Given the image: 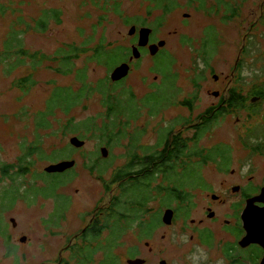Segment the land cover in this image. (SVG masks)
Returning a JSON list of instances; mask_svg holds the SVG:
<instances>
[{"label":"rangeland","instance_id":"374dc122","mask_svg":"<svg viewBox=\"0 0 264 264\" xmlns=\"http://www.w3.org/2000/svg\"><path fill=\"white\" fill-rule=\"evenodd\" d=\"M254 1L258 3L261 0ZM2 6L5 12L0 13V49L14 20L22 17L30 21L38 17L46 8L60 9L61 23L52 20L50 29L46 32L30 30L24 36V43L32 50H39L50 56L64 43H81L88 39H90L89 42L91 41V46L103 42L130 47L133 42L132 35L129 33L130 28L134 26L132 23L151 27L153 29L151 39H165L167 41L165 49L170 55L161 51L156 57H151L147 52L141 59L136 60L135 71L124 80L123 85L128 87V90L124 91L123 97L127 98L128 91L131 90L137 95L136 100L150 102L153 98L150 93L155 92V95H160L159 98L166 103L162 106L160 113L155 115L148 114L151 104L141 110L142 114H124L127 119L136 118L133 121L130 120L128 128L124 126V131L130 130L138 138L136 151L139 155L143 154L140 147L157 144L162 129L168 127L170 123L176 124L186 120L189 126L181 133V138L188 143H181V149L188 152L189 156L186 160L190 162V166L192 162L195 163L190 169L196 172V176L188 179L186 184L206 186L200 172L203 166L202 161L207 160H199L192 149L208 153L211 148L227 149L228 145L232 148L230 151L234 162L242 163L243 166L251 163L252 168L256 170L255 180L260 182L254 183L253 186L257 191L259 190V184L264 182V156L261 154L248 156L246 149L238 142L237 129L242 124V118L245 120L244 113L239 119L236 114L226 113V116L212 120L201 137L197 131L198 124L204 120L200 119V115L215 103V97L208 91L209 88H214L213 78L208 72L210 78L204 79L203 68L200 67L202 61L198 52L199 38H201L204 24L208 22L218 24L215 17L206 18L202 14L197 1L176 0V3L166 12L147 0H122L120 5L122 13H116L111 5H108V9L105 10L103 0L99 4L91 0H0V8ZM250 8L256 7L250 4ZM185 13L187 17H184ZM125 19H128L131 24H127ZM237 25L238 28H235ZM240 26L236 22H231L228 26L220 28L227 39L222 40L217 34L215 35V46L210 48L212 59L208 71L216 68L223 74L228 72L240 46L241 35L245 33L244 30H240ZM212 33L214 35V32ZM183 37L186 39L184 40ZM243 44L249 46V51L251 50L259 58L258 51L262 49V45L264 46V30L262 35L256 34L253 43L247 40ZM216 46H222L218 53H216ZM86 57L87 55H83L77 61V66H83ZM162 59H165V64L163 67H158V70L162 73L164 80L152 87L150 84L157 73L151 66L152 61L158 63ZM171 61L172 65L168 64ZM259 61L261 65L264 63L260 59ZM28 65L8 72L5 63H0V264L74 263L76 253L73 254L71 245L77 241L83 243V240L80 241L78 238L80 230L88 224L90 218L98 217L97 208L107 206L110 197L120 190L116 187L117 183L111 185L113 188L111 190L107 187L110 182L106 183V181H109L113 169L124 166L129 161L127 147L130 138H123L120 145L110 149L104 144V140L102 142L103 137L99 135L101 132L92 130L82 139L85 141L82 147L72 148L70 139L76 134L64 131L70 115H74L76 119L95 118L99 125L105 119V107L101 104L98 94H94L87 100L84 99L81 104L79 103L71 110L70 114L57 109L54 115L48 116L51 124L40 127L39 119L42 115L38 116V112L46 111V101L52 87L55 85L76 87L79 83L74 74L56 73L52 68L43 66L33 72L34 76L29 73L32 82L33 78L36 79V84L31 90L25 92L13 86V82L15 76L28 73L30 70ZM87 67L91 81L110 76L111 71L103 65L94 62ZM250 78L255 81L257 87L264 86V72L258 67L254 68ZM124 86L119 87L118 90L124 89ZM187 99H194L190 106L184 104V100ZM262 104L261 109L259 108L260 114H264V103ZM44 114H48L47 111ZM123 122L126 121L122 119L119 125L122 126ZM261 126L255 128V136L264 134V122ZM243 136H246V133ZM38 142L45 153L28 157L32 160L28 173L16 174V170L12 168L9 174H4L2 169L4 164H20L25 160L23 157L26 153L25 147L36 146ZM102 147L108 148L107 155L102 153ZM61 148H67V150L60 156H66L70 151L69 157L58 156L57 161L46 158L52 151ZM183 151L180 152L184 153ZM183 156L186 158V154ZM211 157L208 156V158ZM90 158H98L104 166H110L107 173L103 174L104 177L100 178L97 173L91 172L89 167L92 159ZM63 159H75L74 169L60 172L61 174L48 175L45 168ZM221 165L225 167L226 162L221 161ZM204 171L212 184L218 187V183L223 180V175H216L209 168ZM210 175L214 178H210ZM158 177L156 184L166 183L163 180L164 176ZM33 182H37L35 185L37 188L34 190L36 193L28 190L26 196L18 197L15 204L9 206L15 195L12 188L19 186L25 190ZM56 184L61 185L55 188ZM4 192L7 193L4 194ZM172 206L176 205L172 203ZM149 207L153 208L154 212L160 210L159 200L151 201ZM254 214L251 213L250 217ZM11 218L15 219L16 225H13ZM157 221L156 218V224ZM163 224H158L153 231L155 233L146 238L139 237L137 227L128 230L122 236L121 242L117 243L119 246L116 248V253L121 257V262L128 264V258H132L129 255L137 254H129L131 247L137 248L138 255L135 257L145 259L144 264H160L162 258L170 260L175 257L181 248L173 245L170 239L169 241L163 239L162 235L165 232L168 235L171 232L170 229L167 230L166 225L161 226ZM23 236L26 237L25 241L21 240ZM169 245V251L159 253L160 249L164 246L169 248ZM60 258L61 261L58 262ZM102 258L103 253L99 251L95 254L94 264H98Z\"/></svg>","mask_w":264,"mask_h":264},{"label":"trees","instance_id":"16d2710c","mask_svg":"<svg viewBox=\"0 0 264 264\" xmlns=\"http://www.w3.org/2000/svg\"><path fill=\"white\" fill-rule=\"evenodd\" d=\"M92 2L99 4L101 0H91ZM105 4V10L108 9V5L113 7L116 13H122L120 11V5L122 0H103ZM153 2L156 6L163 8L166 12L171 8L176 0H147ZM193 2V0H190ZM198 2L204 0H195ZM200 8V6H198ZM5 9L2 6L0 8V13H4ZM61 10L57 8H46L43 9L38 17L32 18L30 21L25 20L22 17L17 18L13 21V25L10 27L7 36L4 38L2 43V49H0V63H5L8 72L18 69L20 66L28 65L30 70L26 74L21 76H15L13 86H16L25 92H28L35 86V78L33 82L29 77V73L33 74L36 70H39L43 66L52 68L54 72L61 73L64 75L74 74L76 81L79 83L78 86L73 87L72 85H55L50 90V96L46 101V111L38 112L39 126L47 127L51 123L48 121L49 115H54L57 109L63 111V113L70 114L71 110L81 104L84 99L91 98L94 94L100 96L101 104L105 107V119L100 125L95 120V118L89 117L86 119H76L74 115H70L65 124L64 131H70L76 134L75 136L81 139L85 138V135L95 130V132L100 131L101 137H103L104 144L110 149L117 145L123 138L129 137L130 139L127 150L130 155L129 161L124 166H119L111 171V177L109 179L110 185L107 187L111 190V185L117 183V189H120L118 193L113 195L111 203L109 206L98 208V217L92 221L87 227L82 229L78 234L80 241L83 243L75 242L71 245L73 254L76 253V258L74 263L69 264H94L95 254L99 251L103 253V258L98 261V264H123L121 262V257L116 253V248L119 246L117 243L121 240L122 236L130 229L137 227L139 237L146 238L151 236L154 229H156L157 224L156 218L159 222V216L163 214L165 207L172 206L174 203L175 208L183 207V200L180 195L182 187H184V182L182 181L183 172L179 173L176 169V165L173 157H176L183 151L180 146L181 143L173 142L175 149L173 148L171 153L169 150V135L173 131V123H170L168 127L161 130V135H159L158 143L154 146H141L140 149L143 153L141 156L136 151L137 137H135L130 130L124 131V126L128 128L130 120L136 118H125L124 114H142V109L146 108L147 105L151 104V110H148V114H158L162 109V106L166 103L163 102L159 97L160 95H155V92L150 94L153 96L152 100H136V95L130 91L129 96L124 98V91L128 90V87L123 85L125 79L119 81L112 80L111 76L102 77L97 81H91L88 77V64L96 63L103 65L108 71H111L122 61H126L127 57L130 55V47L122 45L104 44L99 42L98 44L90 45V39L85 40L81 43L70 42L60 45L58 49L55 50L53 55H49L45 52L39 50H32L28 48L24 43V36L30 31H40L46 32L50 29L51 21L55 20L57 23H61ZM102 21L100 20V23ZM127 24H131L128 19H125ZM134 24V23H132ZM200 50V49H199ZM198 50V52H199ZM90 52V53H89ZM169 54V53H167ZM87 55L86 61L83 66H77V61L83 56ZM170 55V54H169ZM47 62V64H45ZM52 62V63H50ZM172 65V61L168 64ZM45 64V65H44ZM160 67L165 64V59L158 62ZM110 72V74H111ZM34 76V74H33ZM164 80V77L162 81ZM125 87L118 90L119 87ZM257 92V91H256ZM158 97V99L156 97ZM171 103V101H170ZM185 104V103H184ZM186 104L190 106L192 104L191 100H187ZM244 105L242 102H229V108L222 110L223 112H215L211 117H206L212 110H207L206 114H201L200 119H204L198 124L199 137L203 136L207 129L209 128V123L212 120H216L217 114L231 113V114H241L240 108ZM119 125V122L122 123ZM67 129V130H66ZM95 135V133H94ZM72 146V145H71ZM40 146L39 142L36 146L25 147L26 153L23 156L24 161L18 165L4 164L2 167L4 174H9L10 169L14 168L16 174H26L31 168V158L34 155L38 156L39 153H45ZM74 148V145L72 146ZM67 148L56 149L52 151L48 158L51 161H57L58 156L62 155ZM194 151V155L198 156L199 160H212L217 159L220 156L221 150L223 153H228V149L225 148H214L208 153L201 151ZM185 152V151H183ZM70 151L66 156L69 157ZM168 154V156H167ZM184 153H182V156ZM156 156L159 160L164 161L167 167H164L160 163H155ZM167 156V157H165ZM181 156V157H182ZM189 156V155H188ZM191 156V155H190ZM208 156H212L208 158ZM203 158V159H201ZM92 163H90L91 172L97 173L100 178L104 177V173H107L110 166L105 165L98 158H90ZM221 159V158H220ZM30 160V164H29ZM64 160V159H63ZM186 160V159H185ZM173 161V162H172ZM74 167L70 168L72 171ZM66 171V170H65ZM64 171V172H65ZM190 172V170H189ZM56 172L55 174H59ZM164 173V174H163ZM52 173H48L51 175ZM54 174V175H55ZM61 174V173H60ZM164 176L166 183L155 181L159 178L158 176ZM71 176V175H70ZM47 181V179L45 180ZM54 180L52 181V183ZM37 182L31 183L27 189L22 190V187L12 188L15 191L14 199L11 201L9 206H12L17 201L18 197L26 196L28 190H31L34 194V190L37 188L35 186ZM62 184V183H61ZM61 184H56L54 187L60 186ZM184 184V185H183ZM183 185V186H182ZM39 189V188H38ZM11 190V189H10ZM7 192H4L6 194ZM3 194V195H4ZM5 197L3 198L4 202ZM159 200L160 210L154 212L153 208L149 207V203L153 200ZM1 204H3L1 202ZM174 207V206H172ZM172 207H170L172 209ZM1 233V232H0ZM121 242V241H120ZM121 245V243H120ZM130 253H137L136 255H129L132 258L138 255V250L136 247L130 248ZM73 257V255H72ZM130 259V258H129Z\"/></svg>","mask_w":264,"mask_h":264},{"label":"flooded vegetation","instance_id":"af4514ba","mask_svg":"<svg viewBox=\"0 0 264 264\" xmlns=\"http://www.w3.org/2000/svg\"><path fill=\"white\" fill-rule=\"evenodd\" d=\"M250 4H253V7L256 8H250ZM198 6H200V10L206 18L215 17L218 21L216 25L214 22L204 24L201 38H199V57L203 64V77L204 79L210 78V75H208L210 73L213 78V83L215 84L214 88L212 87L208 90L209 94L215 97L214 105L208 110L214 108L215 112H223L222 110H224V108H229V102H242L244 105L240 108H236V110L240 109L241 114H236V116H238L239 119L244 113L246 117L245 120L241 117V129L240 127L237 129L238 142L246 149L248 156L250 155L252 157V155L259 154L264 156V134L258 136L254 135L255 128L261 126V123L264 122V114H260L261 106H263L262 102L264 103V86L257 87L255 81L250 77L242 75V72L247 69H250L249 71L254 73L255 67H258L260 71L263 70L264 72V63L261 65L259 61L260 59L264 62V46L262 45V49L258 51L259 58H257L255 53H252L251 50L249 51V46L243 44V42L247 40L253 43L256 34L262 35L263 33L264 0L258 3H255L254 0H204L200 1ZM187 16V13H185L184 17ZM231 22H236L241 25L240 30L245 31V33L241 35L240 46L235 60L232 65L229 66L228 72L225 74L218 72L216 68H212L208 71L211 66L210 60L212 59L210 48L213 45L215 46L214 37L217 34L222 40L227 39L220 28L228 26ZM132 25L136 26V32L132 34L133 42L130 45V55L127 57L126 61L121 62H126L129 65V74L123 79L128 78L130 74L135 71V61L141 59L145 53L149 52L151 57H156L161 51L169 53L165 49L167 44L166 41V44L160 47L155 54H151L149 45L162 40H157V38L155 40L151 39L152 29L148 44L139 46L141 54L139 57L134 56L132 47L133 45H137L139 29L144 25ZM146 27L149 26L146 25ZM235 28H238V25ZM229 30H231V28H229ZM212 32H214V35ZM184 38L185 37H183V39ZM221 47L216 46V53L219 52ZM151 66L157 72L156 78L150 84L154 87L162 82L163 75L158 70V67H160L158 63L152 61ZM194 98H196V96H194ZM187 100H184L185 104ZM191 101L193 103L194 99ZM206 112L207 110L205 109L202 114H206ZM211 113H213V110L205 116L211 117L215 115ZM223 115L224 114H217V119ZM248 121L252 123L248 124ZM173 125V131H171L169 135L170 143L168 145V152L170 153L173 148L175 149L173 142H187L185 139L181 138V133L189 126L186 120ZM245 133L246 136H243ZM242 140H245V142H242ZM226 148L229 149V154L223 153L221 150L222 154L218 156L216 160L202 161L203 166L201 167L202 171L200 175L206 183V186L200 184H186L188 179L196 176V172L190 169L195 163L192 162L190 166V162L185 160L188 159V152L186 151L184 152L186 158L182 156V153H179L176 159L174 155L173 160L175 162H172L177 166L176 169L179 173L183 172L182 181L185 185L179 189L181 191L180 195L183 200V207L175 208L174 206L172 209L170 207H165L163 214L159 216L157 225L164 223L161 226L164 227V225H166L167 230H171L169 235L166 232L162 235L163 239L167 241L170 239L173 245H178V247L181 248V251H178L177 255L170 258V260L162 258L159 262L160 264H216V261L221 257H223L225 264H261V260L264 256V246L255 242L242 243L247 234L251 233V231L248 230V226L245 224L243 213L247 207L248 201L262 194L264 182L259 184V190L257 191L253 186L254 183L258 184L260 182L255 180L256 170L251 166L246 173H242L243 164L234 162L230 151L231 147L227 145ZM141 155L142 154H140V156ZM156 158L155 163H160L164 167H167L168 164L170 165L171 161L165 165L163 159L160 161L158 156H156ZM221 161L226 162L225 167L221 165ZM249 162H251V160ZM207 167L212 169L216 175H223V180L218 183V187H215L206 177L204 170L208 169ZM209 177L212 178L213 176L210 175ZM163 180L167 182L164 178ZM112 196L107 206L111 203ZM256 204L258 206L264 205L261 201H257ZM167 210L172 211L170 216L167 217L169 221H166L164 218ZM194 214L196 216H194ZM94 219L95 216L90 218L88 224L82 229L92 223ZM249 219L250 216L248 215V222ZM155 230L156 229L153 231ZM154 233L155 232H152V234ZM182 237H186V241L183 240ZM146 243L148 244V242ZM169 249L170 245L169 248L164 246L163 249L159 250V253L169 251ZM198 249H202L203 252L207 253L208 258L206 260L202 258L197 259L201 256ZM60 261L61 258L58 262Z\"/></svg>","mask_w":264,"mask_h":264},{"label":"water","instance_id":"95a60500","mask_svg":"<svg viewBox=\"0 0 264 264\" xmlns=\"http://www.w3.org/2000/svg\"><path fill=\"white\" fill-rule=\"evenodd\" d=\"M136 32V26H132L129 30V33L132 35ZM152 32V28L151 27H141L139 29V39H138V43L137 45H133L132 47V52L133 55L136 57H139L141 52L139 50V46H145L148 44L149 42V38H150V34ZM166 44V40L162 39L159 40L157 43H151L149 45V49L151 54H155L160 47L164 46ZM129 72V65L124 62L121 63L120 65L116 66L110 76L114 81H118L123 79ZM71 143L75 146V147H82L85 143L84 140L80 139L78 136H73L70 139ZM101 151L104 155H107L108 153V148L107 147H102ZM76 165V160L75 159H64L52 164H49L46 168L45 171L47 173H56V172H63L65 170H68L72 167H74ZM264 188L262 189V194L255 196L253 198H251L248 203H247V207L243 213L244 219H245V224L248 226V230L251 231L250 234H247V236L245 237V239L243 240L242 243L244 242H255V243H260L264 246V205L263 206H258L256 204L257 201H261L264 203ZM172 213L171 210H167L164 218L166 221L167 217L170 216V214ZM251 213H255L253 217H250L249 222L247 220V216L251 215ZM245 214V215H244ZM11 222L13 223V225H16V221L14 218H11ZM22 241L26 240V237L23 236L21 238ZM128 264H144L145 263V259L143 258H130L127 260ZM261 264H264V256L261 260Z\"/></svg>","mask_w":264,"mask_h":264},{"label":"clouds","instance_id":"9594fccd","mask_svg":"<svg viewBox=\"0 0 264 264\" xmlns=\"http://www.w3.org/2000/svg\"><path fill=\"white\" fill-rule=\"evenodd\" d=\"M200 67L203 68V64H202V63H201V65H200ZM258 74H259V73L257 72V75H258ZM242 75L245 76V77H250V76L252 75V73L249 72L248 70H244V71L242 72ZM250 167H251L250 164H246V165L244 166V168L242 169V173H246ZM182 239L186 241L187 238H186V237H182ZM198 251H200L201 256L198 257L197 259H201V258H202V259L206 260V259L208 258V257H207V253L203 252L202 249H198ZM216 264H225V261H224L223 257L219 258V259L216 261Z\"/></svg>","mask_w":264,"mask_h":264}]
</instances>
